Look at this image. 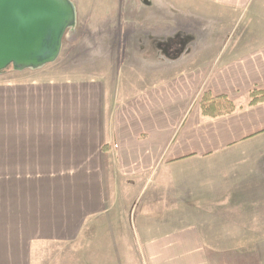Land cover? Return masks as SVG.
<instances>
[{"label": "crops", "instance_id": "crops-1", "mask_svg": "<svg viewBox=\"0 0 264 264\" xmlns=\"http://www.w3.org/2000/svg\"><path fill=\"white\" fill-rule=\"evenodd\" d=\"M154 5L153 32L163 37L155 52L186 55L189 68L174 65L133 97L100 78L0 81V264H36L40 243L81 250L88 232L108 234L109 250H131L120 217L132 188L170 182L174 170L264 135V102L249 104L250 91L264 88V0ZM204 93L225 95L236 109L203 116ZM242 246L216 247L190 225L144 232L141 247L147 264H246ZM228 248L236 251L215 257ZM245 258L255 264V253Z\"/></svg>", "mask_w": 264, "mask_h": 264}, {"label": "rangeland", "instance_id": "rangeland-1", "mask_svg": "<svg viewBox=\"0 0 264 264\" xmlns=\"http://www.w3.org/2000/svg\"><path fill=\"white\" fill-rule=\"evenodd\" d=\"M157 1L71 0L76 19L67 26L57 56L41 66L12 63L0 69V81L100 78L116 95L118 88L121 96L137 95L163 76H172L174 65L189 68L186 55L172 60L155 52L163 39L153 32ZM180 16L182 24L191 22ZM206 162L174 170L170 182L162 184L154 177L140 189L132 188L126 213L120 217L131 250H109L108 234L94 240L88 232L79 241L81 250L75 245L63 250L57 243L37 244L34 262L147 264L141 247L144 232L159 234L193 225L200 227L205 242L219 248L243 245V252H237L246 264L250 262L245 257L252 253L255 264H264V135ZM235 251L217 249L215 257L225 259Z\"/></svg>", "mask_w": 264, "mask_h": 264}, {"label": "water", "instance_id": "water-1", "mask_svg": "<svg viewBox=\"0 0 264 264\" xmlns=\"http://www.w3.org/2000/svg\"><path fill=\"white\" fill-rule=\"evenodd\" d=\"M75 14L71 0H0V69L53 60Z\"/></svg>", "mask_w": 264, "mask_h": 264}, {"label": "trees", "instance_id": "trees-1", "mask_svg": "<svg viewBox=\"0 0 264 264\" xmlns=\"http://www.w3.org/2000/svg\"><path fill=\"white\" fill-rule=\"evenodd\" d=\"M250 105L264 102V88H254L249 93ZM201 113L206 117H217L229 114L236 109L235 103L227 96H212L204 93L199 101Z\"/></svg>", "mask_w": 264, "mask_h": 264}]
</instances>
